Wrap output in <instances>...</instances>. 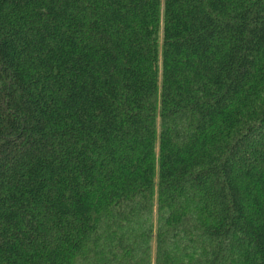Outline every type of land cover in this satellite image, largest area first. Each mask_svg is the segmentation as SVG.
Returning <instances> with one entry per match:
<instances>
[{"label":"trees","instance_id":"16d2710c","mask_svg":"<svg viewBox=\"0 0 264 264\" xmlns=\"http://www.w3.org/2000/svg\"><path fill=\"white\" fill-rule=\"evenodd\" d=\"M0 264H264V0H0Z\"/></svg>","mask_w":264,"mask_h":264}]
</instances>
